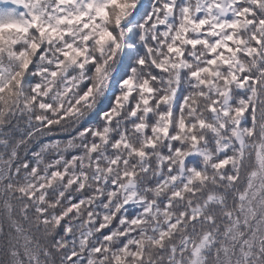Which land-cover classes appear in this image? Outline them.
Returning a JSON list of instances; mask_svg holds the SVG:
<instances>
[{
    "label": "clouds",
    "instance_id": "obj_1",
    "mask_svg": "<svg viewBox=\"0 0 264 264\" xmlns=\"http://www.w3.org/2000/svg\"><path fill=\"white\" fill-rule=\"evenodd\" d=\"M0 264H264V0H0Z\"/></svg>",
    "mask_w": 264,
    "mask_h": 264
}]
</instances>
